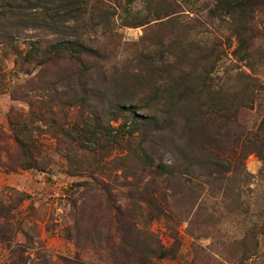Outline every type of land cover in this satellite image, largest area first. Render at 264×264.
<instances>
[{
	"label": "rangeland",
	"instance_id": "obj_1",
	"mask_svg": "<svg viewBox=\"0 0 264 264\" xmlns=\"http://www.w3.org/2000/svg\"><path fill=\"white\" fill-rule=\"evenodd\" d=\"M88 2L94 89L74 94L58 81L73 63L38 79L39 65H23L33 42L69 34L65 3L0 1L42 24L0 19V190L28 194L29 264H52L41 248L56 264H264V134L245 155L264 118V13L238 38L215 0ZM29 101L45 112L27 122L44 171L12 169L21 151L9 117L23 123ZM72 122L96 126L99 143L65 137ZM145 154L174 175H156ZM3 232L7 264L27 237Z\"/></svg>",
	"mask_w": 264,
	"mask_h": 264
},
{
	"label": "trees",
	"instance_id": "obj_2",
	"mask_svg": "<svg viewBox=\"0 0 264 264\" xmlns=\"http://www.w3.org/2000/svg\"><path fill=\"white\" fill-rule=\"evenodd\" d=\"M35 1L36 3L32 4L33 8H37L38 1L43 0ZM54 1L65 3V8L67 7L66 18L61 22L70 32L65 37H59L55 40L48 41L49 44L45 46L41 45L42 41H36L35 43L33 42L30 50H28L27 53L23 55V65H39L41 70L33 77L34 79H38L43 77V75H41V71L47 65L58 61L73 63V65L76 67L73 68L69 74L59 76L60 79L58 81L61 79H67L66 86L70 91H73L74 94L89 93L94 89L89 84L91 79L88 76L91 68L89 64H86L83 57L96 54L85 41L87 28L89 27V21L92 19L90 16L92 10L91 4L88 2V0ZM215 3V9L213 12L216 13V11L219 10L221 15L229 17L230 22L228 23L231 24L238 38L242 37L248 32L250 29V23L255 21L257 14L264 13V0H215ZM11 17L17 18L18 21H23L25 23L24 25H27L25 27L37 29L42 26V24H32L34 22L36 23L38 17L33 18V20L30 22V20L22 15L18 10H14L13 8L8 10L4 8L0 9V19L3 18L9 21ZM240 44L244 45L246 48L250 47L249 44L244 43V40L240 42ZM23 65L21 66L22 69L24 67ZM33 78L30 79L32 80ZM29 106L30 111L28 114L24 115L23 123H21V117H19L18 121H14L11 118V115L9 117L10 129L12 130L13 137L19 144L21 151V158L15 168L12 169L15 170L17 167L19 169H37L44 171L47 167V164L41 163L39 161V155L41 152L35 144L34 131L29 128L27 122L32 123V120L29 121V118L33 117H40L44 121V116H42V114L44 115L45 112L35 109L33 101H29ZM22 124H24V126ZM68 125L69 123L66 124L67 129L65 127L62 128L64 129L62 130V133L65 137H69L73 141L78 140L79 144L86 139H95L92 141L99 143V138L96 137V133H98L96 126H89L84 122L80 125H76L74 122H72L69 126ZM257 133L258 135H256L253 139H248L246 142L253 144L254 148L248 150L245 155H248L250 152L260 153L258 147L259 144H262L260 143L261 138L259 136L260 134H264V118L258 127ZM78 149L85 151L88 148L84 147L83 145H79ZM91 150L93 151L94 149ZM145 159L148 163H150L149 166H153L155 168L154 172L156 175L167 174V176L170 177L174 175L175 172L171 165H166L163 163L156 164L153 158L148 154H145ZM11 196H14V198L17 200L16 203L11 204ZM27 198L28 194L15 188H5L0 190V242L3 243L7 240L6 234L3 232L5 225H9L11 228L15 227L17 233L22 231L27 237L26 244L17 242L14 244V247L11 248L10 257L7 264H29L30 256L27 254V248L30 247L29 244L32 238L27 233L26 226L28 223H30V221L25 222V218L22 216L24 212L22 207ZM262 217L264 220V215ZM11 221L13 222L11 223ZM262 227L264 228V223L262 224ZM41 250L43 253H45L40 255ZM38 252V257L42 256L47 263L51 262L52 264H56L55 260L48 259V255L46 254L47 251H44V248L39 249ZM159 255L164 257L166 252L161 251Z\"/></svg>",
	"mask_w": 264,
	"mask_h": 264
}]
</instances>
